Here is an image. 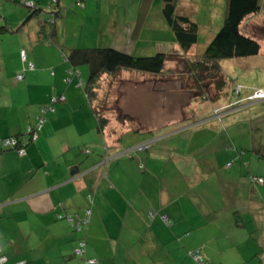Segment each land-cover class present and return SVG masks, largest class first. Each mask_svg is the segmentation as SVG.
Returning a JSON list of instances; mask_svg holds the SVG:
<instances>
[{"label": "crops", "instance_id": "0c3cea01", "mask_svg": "<svg viewBox=\"0 0 264 264\" xmlns=\"http://www.w3.org/2000/svg\"><path fill=\"white\" fill-rule=\"evenodd\" d=\"M165 1L83 0L81 9L74 13L69 8L77 3L76 0H56V18L65 20L68 25L72 14L78 18L77 24L85 23L84 27L90 30L91 37H95L98 45L104 44L132 54L139 48L166 53L181 52L163 13ZM175 1L178 14L188 16L198 23L199 37L202 32L213 37L222 27L227 0ZM64 9L67 10L66 16L62 17ZM263 23L264 16L258 14L250 17L245 27L249 30ZM54 24L56 26L57 21ZM12 27H6L8 30L3 32H9ZM39 31L40 26L28 34V43L12 42L16 45L8 47L4 46L3 40L0 43V74L5 73L7 80H14L13 83L20 86L22 92L34 94L29 101L30 108L26 110L28 125L35 122L41 108L49 104L53 97L64 96L55 104V111L47 115L48 120L37 142L27 148L24 156L0 148V248L8 256L9 263L161 264L159 258L169 254L176 263L196 264L195 255L203 253L220 264H264V155L261 157L262 151L255 150L258 146H250L256 140H259L258 144L262 143L261 146L264 145V137L261 140L258 136L262 134L261 131L264 133V104L249 108L250 104L255 105L259 101L250 103L244 98L243 102L249 103L241 108L244 109L246 119L250 120V125L241 122L239 118L229 122L228 108L220 120L203 121V125L219 123L224 136L230 135L232 142L236 138L242 139L241 148H246L238 155L242 162L240 169L243 165L247 166L248 172L253 174L249 182L247 180L245 183L240 177L241 181L231 188H220V199L226 203L215 210H211L212 206L208 204L209 211L204 212L210 216L207 222H201L200 218L195 220V225L188 228L182 238L175 234L125 233L124 229L115 233V221L123 216L126 220L130 219L132 226L145 225L144 218L150 207L146 201H142L141 196L138 197V193L145 196L146 191L142 186L130 187L128 184L132 175L124 173L128 163L124 160L127 157L125 154L112 156L111 152L104 155L88 153L87 149L81 147L79 149L88 155L87 160L76 155V146L81 144L84 134L95 133L97 121L91 106L86 105L88 99L85 90L77 85L78 75L73 76L68 84L65 82L70 67L61 63L57 47L41 42L40 39L45 37H40ZM56 37L58 42V33ZM261 43V54H264V40ZM64 44L67 45V40H64ZM197 45L189 55H196ZM22 51L26 52V62L21 57ZM250 59L236 60L237 68L242 71V76L250 74L258 77L264 67L260 69L257 63L249 64ZM30 63L34 65L33 69H29ZM51 66L55 67V71L50 74L48 68ZM20 74H24V79L16 82ZM4 88L0 87V120L4 119L5 111H8L12 103V96H3ZM192 117L197 118L196 114ZM259 119L260 124L254 127V122ZM3 124L6 126L8 122L4 121ZM229 127H235L232 134ZM20 131L25 129L16 123H10L9 131L0 126V140ZM99 135L94 140H103V136ZM96 149L100 151V147ZM137 164L132 159L130 172L137 170ZM255 177L262 178L263 183L253 181ZM105 179L111 180L112 185ZM121 182L124 184H119ZM156 202L155 208H159L158 200ZM163 205L162 212L166 210L170 214L168 209L172 202L166 207ZM88 211L91 212L88 224L81 230L71 226L68 217L79 223L86 218ZM205 215L202 218H206ZM164 221L168 224V217ZM158 222L160 227H164L161 220ZM83 239L87 243L85 258L76 254L79 241ZM170 242L174 243L172 250L169 249ZM180 243L184 249L180 248ZM216 257L227 259L218 261ZM228 257L236 259L229 260ZM178 258L181 261L176 260ZM90 260L93 262L90 263Z\"/></svg>", "mask_w": 264, "mask_h": 264}, {"label": "rangeland", "instance_id": "374dc122", "mask_svg": "<svg viewBox=\"0 0 264 264\" xmlns=\"http://www.w3.org/2000/svg\"><path fill=\"white\" fill-rule=\"evenodd\" d=\"M31 2L35 3L36 9L42 11L37 16L28 19L32 10L29 9L28 4ZM261 6L262 11L260 14L264 16V0H261ZM56 7L55 0H0V28L13 26L9 32H3L0 29V43L3 40L5 47L11 44L16 45L12 42L28 43V34L30 35L33 30L36 31V28L38 29L40 23L43 22L46 26V35L49 36L52 31H55L53 36L55 40L49 43L48 39L41 38V42L51 47H57L61 63L67 64L68 67H71V65L66 61L65 55L68 56L69 51L75 49L70 48L71 46L79 44L76 47L79 49L108 47L104 44L98 45L95 37H91L90 30L86 26L84 27L85 23L77 24L78 18L72 14H70L68 25L65 24V20H59V17L54 19L52 14L49 13ZM69 9H73L76 13L81 8H76L75 3ZM65 10L62 11V17L66 16L67 10ZM48 19L54 20V23L57 21V25L49 24ZM88 25L90 24L88 23ZM56 33L60 38L58 42H56ZM214 36H210L207 32L201 33L195 49L197 55L203 54L206 46ZM64 40H67L66 46ZM141 49L136 50L134 55L154 56L159 53L157 50ZM262 52L264 53V49ZM237 62L229 60L221 64L229 78L227 94L220 101H209L203 105L197 104L198 99L192 97L191 86L193 83L190 77L183 74L185 70L180 60L175 59L168 62L163 76L125 71L114 79L107 76L102 79L101 88L97 90L94 105L103 116L108 118L105 134H100L96 122L95 133L84 134L81 138V144L75 148L77 150L76 155H81L84 161L87 160L88 155L83 152L84 150L79 149L81 147L87 149V152L90 150L92 153L101 155L108 152H111L112 156L125 154L124 156L127 157H124V160L128 163L124 173L128 176L132 175L131 182H128V184H130V187H143L146 191L145 196L138 193V197L141 196L142 201H146V205L150 207L147 217L144 218L145 225H142V227L132 226L130 219L126 220L123 216L115 221L117 223L113 227L115 233H119L124 229L125 233L175 234L182 238L186 233L185 231L195 225V220L200 218L201 222H207L208 218L210 219V216H206L204 213L209 211L208 204L212 206L211 210H215L226 203L220 199L221 187L231 188L241 181L240 177L245 180V183L250 178L252 180L253 174L248 172L247 166L243 165V168L240 169L242 162L239 160L238 155L246 148L245 146L241 148L242 139L236 138L232 142L230 135L227 136L228 138L224 136L219 123H216L217 125H203L205 119L207 121L220 120L221 115L226 113L227 108H229L230 113L229 122L239 118L241 122L250 125L251 122L248 118L246 119L244 109L241 108L242 105L259 101L255 105L250 104L249 108H252L264 104V99L253 100L258 91H264V70L261 68L264 67V54L248 60L249 64L251 62L257 63L262 69L259 71L260 75L258 77H252L250 74L242 76V71L237 68ZM69 70L70 68L67 69V72ZM48 71L51 74L55 71V67H49ZM78 71L86 83L90 75L88 65L79 66ZM0 77V87L5 86L2 89L5 92L3 96H12V103L9 104L8 111H5L4 119L0 120V126H2V129L9 131L10 123H16L26 129L28 125L26 110L30 108L29 101L34 97V94L29 95L27 91L22 92L20 86L13 83L14 80L6 79L5 73L0 74ZM16 82L20 81L16 80ZM65 82L67 83V81ZM210 94L214 95L213 87ZM244 98H247L249 102H243ZM229 103L232 106H228ZM86 105L88 107L90 105L88 100ZM1 111L2 109H0V113ZM239 111L240 113H237ZM18 112L20 115H17ZM193 114H196L197 118L195 119L197 121L202 120L201 123L191 125L192 120L190 122L188 120L184 121L192 118ZM128 115H131L134 119H129L123 123ZM212 116L216 118H212ZM19 119H21V124ZM4 121L8 122L6 126H3ZM260 122L261 119L256 120L254 127H258L257 125ZM234 129L235 127H229V132L232 134ZM261 133L258 136L262 140L264 133L262 131ZM98 134L101 137L103 136V140H94ZM113 137L114 139H112ZM91 140L94 141L90 142ZM100 143H103V145ZM105 143L109 145L110 151ZM114 143L116 145H112ZM255 143H251L250 146H258L255 150L257 152L261 150V157H263L264 145L261 146L262 143L258 144L259 140H256ZM141 146L142 149H138ZM98 147H100V151L96 149ZM0 148L2 149L1 146ZM132 159L138 163L137 170L134 169V172H130ZM123 164L122 162L121 166ZM105 180L108 183L111 182L110 185H112L111 180ZM156 190L157 194H155ZM156 200H158L159 208H155ZM120 202L123 203L121 200ZM170 202H172V206L168 210L172 215L166 213V210L164 212L161 210L162 204L166 207ZM151 213L153 215H150ZM202 215H205L206 218H202ZM165 217H168V224L164 221ZM213 217L215 216L213 215ZM158 220H161L164 227L159 226ZM155 221L157 223L151 228ZM179 237L176 238L179 239ZM172 244L174 243H169L170 250L173 249ZM179 245L181 249H184L182 243ZM200 256L208 264H220L204 256L203 253ZM228 258L229 260L236 259V257ZM172 259L169 254H166L162 259L159 258L161 264H181L172 261ZM225 259L227 258L216 257L218 261H226ZM176 260L181 261V258ZM195 262L199 264L197 261Z\"/></svg>", "mask_w": 264, "mask_h": 264}, {"label": "trees", "instance_id": "16d2710c", "mask_svg": "<svg viewBox=\"0 0 264 264\" xmlns=\"http://www.w3.org/2000/svg\"><path fill=\"white\" fill-rule=\"evenodd\" d=\"M35 6V4H33V6H28L30 10L32 9L28 19L37 16L38 13L42 11L41 9H36ZM76 6L79 8L81 7L77 5V3ZM261 11V0H227L226 15L222 27L210 43H208L202 55H189L190 51L198 43L199 25L190 17L177 13L175 0H166L163 13L167 23L173 30L181 52H159L154 56H136L114 47L75 48L69 51L68 56L65 55L66 61L71 65L69 71L73 73L70 75L68 71V78L66 81L69 83V80L71 81L73 76H77L78 73L80 74V76H78L77 85L84 87L88 102L96 118L100 134H105L108 118L97 110L94 101L97 90L101 88V82L105 76L114 79L118 77L121 72L123 73L125 71H136L153 76H163L166 64L176 59L183 63L185 70L183 74L187 75L192 80L191 92H193V98H197L201 103L220 101L224 95L227 94L226 92L229 86V78L224 72L221 64L224 61L248 59L257 57L261 54V41L264 40V23L254 26L249 30L245 27L246 21L250 17L260 14ZM49 14H52L55 19L58 14V8L52 9ZM48 23L52 25L54 24V20L48 19ZM45 28V23L41 22L39 31L40 37H45L48 39L49 43L54 42L53 36L55 31H52V34L48 36L46 35ZM0 29L1 31L8 30L5 26ZM82 65H88L90 70V75L86 83L82 79L81 73L78 71V67ZM212 87L214 89V95L210 94ZM56 103H53L51 100L49 104L44 105L35 122L28 125L25 131H20L16 135L0 140L2 150H13L19 154V150L23 149L24 154H19V156H24L27 148L38 140V138L37 140H33L29 128L37 123L38 117L43 115V109L45 107L53 106L54 108V104ZM230 106H232V104ZM47 115L46 119L48 120ZM129 119L134 118L128 115L124 122ZM187 120L189 122L192 120V123H197V120L193 117L185 119L184 121ZM42 128L38 131L39 135ZM7 139L16 140V145L4 147L3 141ZM90 152L91 151L88 150V153ZM198 256L199 260L197 261L199 264H208L201 258L199 253Z\"/></svg>", "mask_w": 264, "mask_h": 264}, {"label": "built area", "instance_id": "2783aa9c", "mask_svg": "<svg viewBox=\"0 0 264 264\" xmlns=\"http://www.w3.org/2000/svg\"><path fill=\"white\" fill-rule=\"evenodd\" d=\"M56 1V0H55ZM77 5L79 6H82L83 5V0H78L77 1ZM28 6H33V3H29ZM21 57L23 59L24 62L27 61V56H26V52L25 51H22L21 52ZM34 68V65L33 64H29V69H33ZM69 74H73L72 71H69ZM78 76H80V74L78 73L77 74ZM24 79V74H20L17 76V80L19 81H22ZM70 82V80H69ZM81 83V82H80ZM60 99H64V96H61L60 98L59 97H53L52 99V102L53 103H56L58 102V100ZM260 99H264V91H258L255 96H254V99L253 100H260ZM54 111V108L53 106H48V107H45L43 109V115L38 117V121L37 123L33 126V127H30L29 128V131L31 132V135L33 136V140H37L38 138V131L43 127V125L46 123L47 119H46V115L49 113V112H53ZM17 143L16 140L14 139H7V140H4L3 141V146L4 147H10V146H15ZM138 149H142V146L139 147ZM19 154L20 155H23L24 154V150L23 149H20L19 150ZM254 181H257L259 183H263V180L261 178H254ZM153 213V212H152ZM150 214V215H153V214ZM90 215H91V212L88 211L87 212V215H86V218L83 219V221L79 222V223H75L74 222V219L72 217H68V221L72 224L73 227H75L76 229L78 230H81L82 227L86 224H88L89 220H90ZM155 217V216H154ZM86 247H87V243H86V240H80L79 241V246H78V249L76 250V254L78 256H81L83 258H85V255H86ZM195 258L197 260H199V256L198 254L195 255ZM86 260V259H85ZM90 263H92L93 261L90 260L89 261ZM0 264H9V259L7 257V255H5L1 248H0ZM18 264H21V263H18ZM202 264V263H200Z\"/></svg>", "mask_w": 264, "mask_h": 264}]
</instances>
